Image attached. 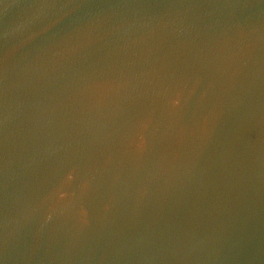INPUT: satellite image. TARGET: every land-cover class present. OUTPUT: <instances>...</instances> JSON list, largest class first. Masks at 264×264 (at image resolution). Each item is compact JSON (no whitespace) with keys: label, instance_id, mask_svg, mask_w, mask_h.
Instances as JSON below:
<instances>
[{"label":"water","instance_id":"95a60500","mask_svg":"<svg viewBox=\"0 0 264 264\" xmlns=\"http://www.w3.org/2000/svg\"><path fill=\"white\" fill-rule=\"evenodd\" d=\"M0 264H264V0H0Z\"/></svg>","mask_w":264,"mask_h":264}]
</instances>
